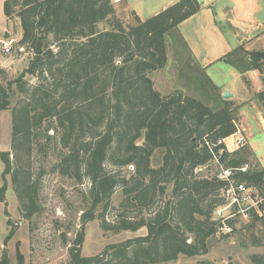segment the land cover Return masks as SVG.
I'll return each instance as SVG.
<instances>
[{
    "label": "trees",
    "instance_id": "obj_1",
    "mask_svg": "<svg viewBox=\"0 0 264 264\" xmlns=\"http://www.w3.org/2000/svg\"><path fill=\"white\" fill-rule=\"evenodd\" d=\"M199 8L196 0H178L145 20L133 12L134 23L124 26L112 0H2V14L19 20L18 47L31 56L15 78L5 85L0 81V112L9 108L13 88L20 96L11 109L12 158L0 151V202L6 204L9 174L21 216L30 219L40 211L39 177L31 173L30 157L41 135L54 139L55 171L89 184L69 264H166L180 255L206 254L211 237L221 231L212 215L223 203L225 182L216 176L213 160L216 156L224 168H233L252 155L248 145L229 151L223 141L236 132L238 106L221 94L217 108L179 91L162 95L149 76L166 64L165 36ZM174 39L187 48L183 38ZM222 57L241 73H260L263 88L255 98L264 109V49L247 51L239 45ZM26 75L36 82L30 84ZM156 152L159 162L153 166ZM250 165L235 176L259 187L264 167ZM117 191L118 212L107 222L105 213ZM96 217L104 231L144 227L146 234L82 256L84 223ZM236 221H225L231 232ZM247 221L250 243L264 246V216L251 213ZM13 234L11 228L3 242ZM16 257L23 264L19 250ZM250 260L264 264V253ZM0 264H8L5 251Z\"/></svg>",
    "mask_w": 264,
    "mask_h": 264
},
{
    "label": "rangeland",
    "instance_id": "obj_2",
    "mask_svg": "<svg viewBox=\"0 0 264 264\" xmlns=\"http://www.w3.org/2000/svg\"><path fill=\"white\" fill-rule=\"evenodd\" d=\"M167 1L169 0H120L115 3L112 0L116 15L124 26L134 23L133 12L145 20L153 16L154 11ZM218 1L216 0V5L212 6L209 13H206L207 18L198 14L197 17L182 24L180 29L189 44L186 43L187 48L180 46L174 39L177 36L183 38L179 31L174 29L172 33L165 36L166 64L163 68L149 73V76L155 89L162 95L179 91L184 95L200 99L211 108H217L220 106L218 101L220 91L207 83L205 67L201 62L199 63L197 58L209 63L208 73L214 84L220 89L223 88V91L226 89L233 91L239 99L245 96L242 101H237L239 103L232 100L238 106L237 125L240 128V134L245 139L243 145H248L249 141H252L255 153L261 156L264 162V133L260 131L254 120L258 111L264 116V109L255 98L256 93L263 88L262 77L256 71L241 73L222 57L239 45L247 51L256 50V48L248 46L250 32L235 30L229 24L226 14L223 15L224 9L221 4L224 5V3L222 0ZM228 1L232 4V0ZM242 1L248 4L252 0ZM1 3L2 0H0V39L7 36L20 38L18 18L5 17L1 11ZM199 6L198 11L204 7V2ZM261 7L263 5H260L259 13L262 12ZM222 18L224 20L218 23ZM106 27L105 22L99 24L100 29ZM30 56L31 54L23 48L19 50L15 48L11 54H3L0 49V70L3 71L0 81L2 84L5 85L8 80L15 78L27 66ZM25 78L30 84L36 82L33 76L26 75ZM11 92L9 108L0 112V151H8L10 158H12L11 109L20 97L14 88ZM230 99L232 96L229 97ZM240 108L243 112H240ZM260 121L262 122L258 119V122ZM235 140L236 136L230 138L226 148L235 149ZM57 152L58 146L54 139L47 141L41 135L34 143L30 157V169L33 176L39 177L40 211L30 219L21 216L18 201L11 187L10 175H5L6 204L0 202V259L5 251L8 264H17V250L23 255V264H69V247L81 226L82 212L88 207L83 193L87 191L89 184L88 181L77 184L73 180L60 176L54 169ZM159 157L157 152L153 155V166L158 165ZM248 162H254L253 155L248 158ZM3 167L0 160V186L3 184L1 177ZM118 200L119 191L114 194L112 205L105 213L107 222L115 220ZM100 210L99 207L96 213ZM247 222L246 219H238L234 231L227 237L223 236L222 231H217L209 241L206 254L193 257L180 255L177 260L166 264H196L199 261H208L210 264H252L250 256L264 253V246H253L250 243L251 230L244 227ZM11 228L14 229V234L4 243V237ZM252 232L258 237V230L252 229ZM145 234L144 227L137 231H104L101 228L100 218L96 217L84 223V238L80 252L82 256L97 255L106 245Z\"/></svg>",
    "mask_w": 264,
    "mask_h": 264
},
{
    "label": "built area",
    "instance_id": "obj_3",
    "mask_svg": "<svg viewBox=\"0 0 264 264\" xmlns=\"http://www.w3.org/2000/svg\"><path fill=\"white\" fill-rule=\"evenodd\" d=\"M115 3L120 0H113ZM19 38L7 36L0 39V49L3 54H11L14 49H21L17 43ZM237 127V126H236ZM236 136V148L243 145L244 137L240 134L238 127L236 132L231 135ZM213 164L216 167V176L225 182L224 188L220 191V197L223 203L217 206L213 212V219L221 223L219 229L223 233L231 232V228L225 224L229 219H246L251 213H256L258 216H264V176L262 184L258 187L249 185L244 181L239 180L235 175L237 173H245L253 168L249 162L238 167L224 168L215 156ZM202 168H199L201 170Z\"/></svg>",
    "mask_w": 264,
    "mask_h": 264
},
{
    "label": "crops",
    "instance_id": "obj_4",
    "mask_svg": "<svg viewBox=\"0 0 264 264\" xmlns=\"http://www.w3.org/2000/svg\"><path fill=\"white\" fill-rule=\"evenodd\" d=\"M176 1H178V0H169V1L165 2L164 4L161 5L160 8H158L154 11L153 15L157 14L158 12H160L164 8L168 7L169 5L175 3ZM222 1L224 3V5L221 4L222 9H224V11L222 10L223 15L225 16V14H226V16H227L226 19L228 20L229 24L233 28H235V30L250 32L249 33V37H250L249 39L250 40H249L248 46L255 47L256 49H264V0H252L251 2H248V4H244L242 0H232V4H230L228 0H222ZM203 2H204L203 8L201 7V9L197 13L193 14L189 18H187L184 21H182L181 23H179V25H178L179 28L177 27V31H179V33H181V35H182L183 39L185 40V42L187 43V45H189V44L186 41V39L183 36V33L181 32V29H180L182 24L186 23L187 21H189L190 19H192L194 17H197L198 14L199 15L201 14L207 18L208 16L206 13H209L208 11L212 10V8H213L212 6L216 5V0H203ZM221 5H220V7H221ZM260 5H263V7H261V9H262L261 13H259ZM135 14L140 18V16L137 13H135ZM198 17L201 18L202 16H198ZM141 20H143V19H141ZM221 20H224V18L220 19L218 21V23H220ZM239 35H241V34H239ZM239 35H238V37H241ZM197 60L199 61V63L201 62L203 64V67H205L206 76L210 79L211 83L215 87H217V89H219L220 94H221L223 91V88L220 89L216 84H214L213 81L211 80L210 74L208 73L210 64L206 63L205 61H201L199 58H197ZM250 71L258 72L257 70H250ZM226 90L232 94V99H230V100H234L237 102L238 100L242 101L243 98H245V96H244V97H241L239 99L238 97H236L234 95L233 91H230L228 89H226ZM237 103H239V102H237ZM240 112H243L242 108H240ZM257 118L261 119L262 122L261 121L258 122ZM254 120L256 121L255 123L259 126L260 131L264 133V116H262L261 113L258 111V115L255 114ZM237 127L240 130L238 125H237ZM230 138H232V136H229L223 140L225 145H227V141ZM248 145L252 151L254 162L257 163L259 166L264 167V162L262 161V157L255 153L253 142L249 141ZM228 150L231 151L230 149H228Z\"/></svg>",
    "mask_w": 264,
    "mask_h": 264
},
{
    "label": "water",
    "instance_id": "obj_5",
    "mask_svg": "<svg viewBox=\"0 0 264 264\" xmlns=\"http://www.w3.org/2000/svg\"><path fill=\"white\" fill-rule=\"evenodd\" d=\"M196 1H197L198 4H200V5L203 4V0H196ZM221 96H222L223 99H229V97H231L232 94H231L229 91L225 90V91L222 92Z\"/></svg>",
    "mask_w": 264,
    "mask_h": 264
}]
</instances>
